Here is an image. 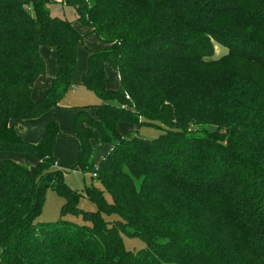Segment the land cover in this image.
<instances>
[{
	"label": "trees",
	"instance_id": "16d2710c",
	"mask_svg": "<svg viewBox=\"0 0 264 264\" xmlns=\"http://www.w3.org/2000/svg\"><path fill=\"white\" fill-rule=\"evenodd\" d=\"M61 1L104 45L81 84L101 103L76 108L74 121L75 168L103 188L65 182L58 123L37 144L16 127L62 107L84 36L50 15V0H0V154L38 160L0 159V264H264V0ZM216 45L227 53L215 58ZM43 48L55 50L57 74L34 102ZM120 124L162 134L125 138ZM50 188L62 218L36 224ZM82 198L97 210H82ZM124 235L146 247L128 251Z\"/></svg>",
	"mask_w": 264,
	"mask_h": 264
},
{
	"label": "rangeland",
	"instance_id": "374dc122",
	"mask_svg": "<svg viewBox=\"0 0 264 264\" xmlns=\"http://www.w3.org/2000/svg\"><path fill=\"white\" fill-rule=\"evenodd\" d=\"M47 9L50 12L52 17H56L59 19L67 20L69 22H73L74 24L77 22L78 14L73 7L66 6L62 3L61 0H50V2L46 5ZM95 38V37H93ZM87 42V41H86ZM85 40L81 47L85 48L86 51L90 49V46L86 44ZM227 53V50L219 45H216V56L215 58H219ZM101 103L100 99L91 91H88L84 87H75L73 91L70 92L65 96L62 101V106L67 108L61 112V121L62 125L60 124L62 133L64 134L65 138L70 137L71 131L74 130V113L75 109L78 107H89V106H97ZM93 115L96 116L97 111L93 108ZM120 133L125 138H131L135 136H140L144 139H156L162 134V130L154 127H142L139 132L137 133V128L133 125L129 124H120L119 125ZM68 145L69 149L62 146ZM92 145L94 148L101 146V136L98 132H94V138L92 140ZM70 143H65L61 145V150L65 153L70 152L71 147ZM65 149V150H64ZM110 151V146L103 147L101 154L97 157L96 163H98L108 152ZM6 154V153H1ZM71 154V152H70ZM21 158H15V162L21 164L23 166L33 168L37 165L38 160L35 157H32L27 154H19ZM12 157V156H11ZM10 159H13L11 158ZM8 159V158H7ZM14 160V159H13ZM65 172V182L71 187L73 190L84 193L86 187L95 186L100 189L103 188L101 182L97 180H93L91 174L83 173L79 169L72 167V168H63ZM64 199L58 195L53 189H48L46 191V200L43 211L41 215L37 218L36 224H52L59 222L61 217V208L64 204ZM79 207L88 212H94L97 210V206L95 203L89 201L86 198H82L80 201ZM65 220L76 223L79 225H84V221L82 217H74V216H67L64 218ZM117 219V216L107 217V220H114ZM125 248L128 251H140L146 247L145 243L135 237L130 236H123Z\"/></svg>",
	"mask_w": 264,
	"mask_h": 264
},
{
	"label": "crops",
	"instance_id": "0c3cea01",
	"mask_svg": "<svg viewBox=\"0 0 264 264\" xmlns=\"http://www.w3.org/2000/svg\"><path fill=\"white\" fill-rule=\"evenodd\" d=\"M74 25L76 29L79 31V33L84 36V40L85 42L87 41L86 44L90 46V49L86 51L85 48L81 46L79 48L78 63L73 79L74 86L72 87V89H70L71 91H73L75 87H84L81 84L83 81V77L88 70V63H89V57L91 55V51L101 49L104 47V45L96 38V36L90 33V29L84 27L79 22H76ZM41 54L46 62V74L40 77L34 86L32 93V99L34 102H39L45 97L46 88L51 85L52 80L56 77L57 74V54L55 50L50 48H43L41 50ZM106 71H107V87L111 90H118L120 88L119 74L111 66H107ZM65 109L67 108L62 106L61 108L53 109L49 111L39 119L17 122L16 124L17 131L25 141L32 144H37L42 140L45 131L50 123L59 122L62 125L61 112ZM90 112L93 113L92 109L90 110ZM76 113L77 111L75 110V113L73 115L74 121H75ZM59 123L58 125L60 127ZM60 131L61 134L57 138L56 147H55L57 166L60 169L76 167L78 161L79 146L75 138V132L74 130L71 131L70 137L65 138L64 134L62 133L61 127H60ZM65 143H70L71 154L70 152L65 153L62 151L63 147L69 149L68 145L62 146V150H61V145ZM18 155L19 153L0 154V159H5V158L10 159V157L12 156L11 158H13L14 160L13 159L11 160L15 161V158L17 157L21 158V156Z\"/></svg>",
	"mask_w": 264,
	"mask_h": 264
},
{
	"label": "built area",
	"instance_id": "2783aa9c",
	"mask_svg": "<svg viewBox=\"0 0 264 264\" xmlns=\"http://www.w3.org/2000/svg\"><path fill=\"white\" fill-rule=\"evenodd\" d=\"M94 177H96V174H94Z\"/></svg>",
	"mask_w": 264,
	"mask_h": 264
}]
</instances>
